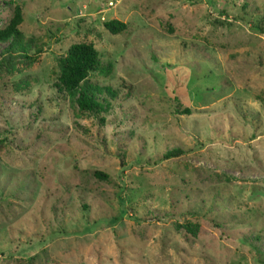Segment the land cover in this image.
I'll list each match as a JSON object with an SVG mask.
<instances>
[{"label": "rangeland", "instance_id": "obj_1", "mask_svg": "<svg viewBox=\"0 0 264 264\" xmlns=\"http://www.w3.org/2000/svg\"><path fill=\"white\" fill-rule=\"evenodd\" d=\"M15 12L39 52L0 72V264H264V0H0V29ZM79 43L96 114L55 86Z\"/></svg>", "mask_w": 264, "mask_h": 264}, {"label": "trees", "instance_id": "obj_2", "mask_svg": "<svg viewBox=\"0 0 264 264\" xmlns=\"http://www.w3.org/2000/svg\"><path fill=\"white\" fill-rule=\"evenodd\" d=\"M192 2V0H183ZM21 23V14L15 12L8 24L0 29V42H7L0 51V72H9L19 62H34L38 49L33 54L31 50L36 47L34 40L25 38L19 31L18 26ZM104 28L109 32L116 34L125 29V24L112 19L104 22ZM60 74L55 84L58 92L74 99L79 110L82 113L96 114L103 108L97 97L101 88L92 85L87 78L91 72L100 67L97 51L91 44L79 43L71 45L65 53V56L59 60ZM188 113V110L185 111ZM181 149H173L164 155V159L177 157L181 155ZM95 174L99 178H106L101 172Z\"/></svg>", "mask_w": 264, "mask_h": 264}]
</instances>
